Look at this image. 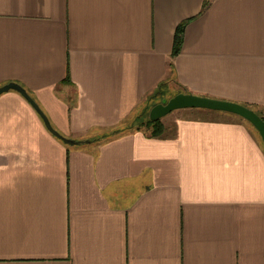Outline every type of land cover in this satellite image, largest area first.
Here are the masks:
<instances>
[{"label":"crops","instance_id":"crops-1","mask_svg":"<svg viewBox=\"0 0 264 264\" xmlns=\"http://www.w3.org/2000/svg\"><path fill=\"white\" fill-rule=\"evenodd\" d=\"M9 82L83 142L0 94V264H264V143L248 120L182 108L159 136L102 137L157 90L264 112V0H0Z\"/></svg>","mask_w":264,"mask_h":264},{"label":"water","instance_id":"water-1","mask_svg":"<svg viewBox=\"0 0 264 264\" xmlns=\"http://www.w3.org/2000/svg\"><path fill=\"white\" fill-rule=\"evenodd\" d=\"M11 89L17 90L20 92L34 108L38 111L42 117L48 130L54 134L56 137L64 141L69 145H78L81 144L82 140H76L69 138L60 133L49 120L46 113L42 110L40 105L35 101V99L29 94L25 87L16 82H9L0 86V94ZM182 108H205L211 110H220L235 113L242 116L257 129L259 134L262 137L264 143V119L263 117L254 109L242 103L218 99L214 97L198 95L191 92H179L173 95L171 98H164L161 102L156 103L149 112L150 119L153 121L159 120L168 113ZM88 142V140L86 141Z\"/></svg>","mask_w":264,"mask_h":264},{"label":"trees","instance_id":"trees-1","mask_svg":"<svg viewBox=\"0 0 264 264\" xmlns=\"http://www.w3.org/2000/svg\"><path fill=\"white\" fill-rule=\"evenodd\" d=\"M184 28H185V23H181L178 26L177 30H176L173 55L178 54L179 51H180V46H181V42H182V33L184 31ZM69 78L70 77H69V74H68L67 75V80H69ZM155 93L158 95L159 90H157ZM155 93H154V95L156 96ZM138 110L139 109L136 108L132 112V114L121 125L117 126L114 129H111V131L103 134L102 137L103 138L104 137L111 138V137H114V136H116L118 134H121V132H123V131H128V130L133 129V128H141V127H145L147 129L152 127L153 128V132H151V134L156 135V136H159V135H161L164 132V124L162 123V121L160 119L156 120V121H153V120L150 119V116H148V118H143V120L139 121V123H138V121H136V120L140 119L142 117V115H143V112L140 113ZM258 113L264 119V112H258ZM250 124L252 125V127H254L252 123H250Z\"/></svg>","mask_w":264,"mask_h":264},{"label":"rangeland","instance_id":"rangeland-1","mask_svg":"<svg viewBox=\"0 0 264 264\" xmlns=\"http://www.w3.org/2000/svg\"><path fill=\"white\" fill-rule=\"evenodd\" d=\"M173 95H175V92H167V93H165V94H162V95H156L155 97H153L150 101H148V103H147L145 106L141 107V108L138 110L140 113L143 112V115H142V117H141L140 119H138V120H136V121H138V123H139V121H142L143 118H148V116H149V112H150V109H151L156 103L161 102L164 98L169 99V98H171ZM182 110H183V109L172 111V112L168 113L167 115H165L164 117H162L160 120H161V121H169V120L173 119L172 117H174L175 115L182 113ZM172 122H173V121H172ZM172 122H170V123H172ZM162 123H163V122H162ZM163 124H164V123H163ZM149 130H150V132H153V128H152V127L149 128Z\"/></svg>","mask_w":264,"mask_h":264}]
</instances>
